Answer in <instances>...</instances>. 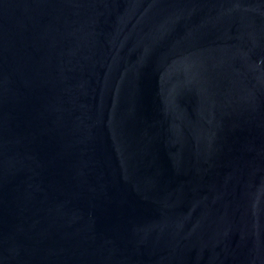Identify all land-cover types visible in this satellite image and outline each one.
<instances>
[{
    "label": "water",
    "instance_id": "water-1",
    "mask_svg": "<svg viewBox=\"0 0 264 264\" xmlns=\"http://www.w3.org/2000/svg\"><path fill=\"white\" fill-rule=\"evenodd\" d=\"M0 264H264V0H0Z\"/></svg>",
    "mask_w": 264,
    "mask_h": 264
}]
</instances>
